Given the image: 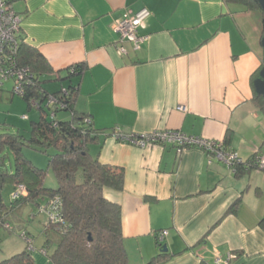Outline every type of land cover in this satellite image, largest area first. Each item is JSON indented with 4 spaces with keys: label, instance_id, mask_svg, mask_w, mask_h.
I'll return each instance as SVG.
<instances>
[{
    "label": "crops",
    "instance_id": "1",
    "mask_svg": "<svg viewBox=\"0 0 264 264\" xmlns=\"http://www.w3.org/2000/svg\"><path fill=\"white\" fill-rule=\"evenodd\" d=\"M13 6L22 17L20 36L55 70L87 65L77 108L98 128L137 135L179 129L223 139L245 160L264 153V112L254 100L264 69L261 10L225 0ZM142 8L152 12L139 29L147 38L138 48L124 41L121 53L114 22ZM90 152L124 169L123 188L104 194L121 207L129 264H148L159 254L157 235L165 229L168 259L159 264H217L229 254V264H264V170L237 177L200 148L179 154L169 145L141 148L106 135Z\"/></svg>",
    "mask_w": 264,
    "mask_h": 264
},
{
    "label": "trees",
    "instance_id": "2",
    "mask_svg": "<svg viewBox=\"0 0 264 264\" xmlns=\"http://www.w3.org/2000/svg\"><path fill=\"white\" fill-rule=\"evenodd\" d=\"M14 1L8 0L11 4ZM225 1L264 12L257 0ZM16 57L18 66L28 69L22 98L28 109L38 111L39 117L31 121L29 135L8 126L0 132V242L2 232L19 230H23L20 235L30 241L23 251L1 260L0 264L34 263L33 238L22 216L29 204H36L47 212L42 231L43 248L52 264H129L121 207L104 194L107 187L123 188L124 169L103 163L90 152V146L98 143L102 135L113 136L117 129L98 128L91 114L77 108L80 80L87 65L77 63L65 70H55L39 48L29 44L23 36ZM52 81L58 83V89L46 87L47 82ZM3 90L0 89V98ZM254 100L264 112V95L256 92ZM61 113L67 115L59 117ZM26 148L46 154L47 167H39L28 158ZM11 155L13 164L11 161L7 164ZM255 155L236 166L237 177L253 169L264 170L256 163ZM50 171L57 179L55 187L47 185ZM7 186L13 187V193L23 187L25 193L12 196L10 202H6L3 192ZM260 225L264 228V218ZM159 245L162 248V243ZM49 248L53 249L51 253H48ZM167 259L168 254L161 251L148 264H159Z\"/></svg>",
    "mask_w": 264,
    "mask_h": 264
},
{
    "label": "built area",
    "instance_id": "3",
    "mask_svg": "<svg viewBox=\"0 0 264 264\" xmlns=\"http://www.w3.org/2000/svg\"><path fill=\"white\" fill-rule=\"evenodd\" d=\"M152 14L148 8H142L138 12L118 18L114 22V28L120 34L117 47L121 53H126L124 41L131 42L138 48L147 38L139 33L144 21ZM22 17L16 11L13 4L8 0H0V89L12 81L13 92L23 95L25 91L24 78L27 68L18 66L16 53L21 43ZM113 137L119 141L130 143L141 148H147L156 144L172 146L177 153L192 147L204 150L209 157L225 163L235 172L237 165L245 163V159L229 148L223 139L208 138L204 136L191 135L179 129H154L149 132L137 134H126L117 130ZM255 160L260 168H264V153L255 151ZM21 190V191H20ZM25 193L23 187H19L13 197ZM169 231L162 230L158 235V242L162 243ZM232 254L227 259L216 258L217 264H229Z\"/></svg>",
    "mask_w": 264,
    "mask_h": 264
},
{
    "label": "rangeland",
    "instance_id": "4",
    "mask_svg": "<svg viewBox=\"0 0 264 264\" xmlns=\"http://www.w3.org/2000/svg\"><path fill=\"white\" fill-rule=\"evenodd\" d=\"M58 85L57 82H47L46 87L50 90H53ZM7 89L9 90L12 87V81L6 84ZM5 90L2 92L0 98V132L6 130V126L10 127L13 131H19L24 135H29L30 132V123L33 120L38 119L39 113L36 109H28L26 101L22 98V95L14 93L11 91ZM67 114H60L59 117L66 116ZM24 152L28 158H30L37 166L46 168L48 165V156L36 149L26 148ZM13 164V157L7 159V164L9 162ZM47 185L51 187L57 186V179L52 171L47 175ZM21 191V190H20ZM6 202H10L11 197L13 196V187L7 186L3 192ZM44 204L45 202L41 200ZM23 218L26 219V229L32 235V253L34 256L33 264H52L50 261L49 255L44 251L43 243V229L44 223L48 219L47 212L41 210L36 204H29L23 210ZM25 229V228H24ZM18 232L12 233L8 231L2 232V241L0 242V261L11 257L14 254H17L23 251L28 244V241L25 240ZM52 248L48 249V253L52 252Z\"/></svg>",
    "mask_w": 264,
    "mask_h": 264
},
{
    "label": "water",
    "instance_id": "5",
    "mask_svg": "<svg viewBox=\"0 0 264 264\" xmlns=\"http://www.w3.org/2000/svg\"><path fill=\"white\" fill-rule=\"evenodd\" d=\"M257 1L259 2L260 6L264 10V0H257ZM262 45L264 48V35L262 37ZM257 92L264 95V69L261 72V80L257 83ZM161 251L162 252H168V247L166 244H163Z\"/></svg>",
    "mask_w": 264,
    "mask_h": 264
}]
</instances>
